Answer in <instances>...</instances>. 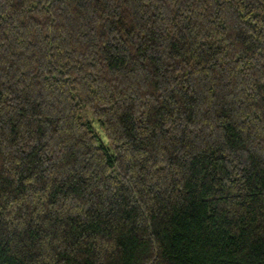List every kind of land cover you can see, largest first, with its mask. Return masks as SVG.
<instances>
[{
    "label": "trees",
    "instance_id": "1",
    "mask_svg": "<svg viewBox=\"0 0 264 264\" xmlns=\"http://www.w3.org/2000/svg\"><path fill=\"white\" fill-rule=\"evenodd\" d=\"M0 264H264V0H0Z\"/></svg>",
    "mask_w": 264,
    "mask_h": 264
},
{
    "label": "rangeland",
    "instance_id": "2",
    "mask_svg": "<svg viewBox=\"0 0 264 264\" xmlns=\"http://www.w3.org/2000/svg\"><path fill=\"white\" fill-rule=\"evenodd\" d=\"M86 114V113H85ZM94 127H96V125L94 124ZM97 128V132H98V135H99V138H100V141L102 143H107V138H106V134L105 132L102 130V129H99L98 130V127Z\"/></svg>",
    "mask_w": 264,
    "mask_h": 264
}]
</instances>
